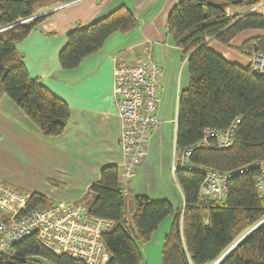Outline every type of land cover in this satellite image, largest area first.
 I'll use <instances>...</instances> for the list:
<instances>
[{
	"label": "trees",
	"instance_id": "1",
	"mask_svg": "<svg viewBox=\"0 0 264 264\" xmlns=\"http://www.w3.org/2000/svg\"><path fill=\"white\" fill-rule=\"evenodd\" d=\"M71 1L0 0V98L6 94L50 137L65 131L69 105L38 78L30 76L16 45L44 20V15L36 16L40 9ZM263 1L180 0L170 10L167 31L183 51L190 76L188 87L179 94L175 134L178 165L174 174L184 205L175 207L170 200H154L142 194L129 198L121 184L119 166H103L99 180L90 186L94 199L87 206L91 215L114 222L103 236L110 253L108 264H141L140 246L148 244L171 215L161 264H210L234 244L240 233L264 219V197L256 189L259 171L237 173L256 161H264V74L252 66L254 53L264 55V34L248 38L239 46L232 44L246 30H264V15L227 12L228 6H254ZM137 26L134 13L122 5L89 25L70 31L59 53L61 67H78L86 57L99 51L111 35L129 33ZM212 42L237 51L247 58L246 63L229 61L212 48ZM238 116L241 121L231 146H199L205 129L226 130ZM183 155L187 156L184 166ZM210 169L235 173L227 180L226 193L220 199L201 196L205 171ZM51 204L53 201L45 195L31 192L28 209ZM40 260L50 264H86L70 255L53 253L37 236L26 237L10 252H0V264H39ZM219 264H264V222Z\"/></svg>",
	"mask_w": 264,
	"mask_h": 264
},
{
	"label": "crops",
	"instance_id": "2",
	"mask_svg": "<svg viewBox=\"0 0 264 264\" xmlns=\"http://www.w3.org/2000/svg\"><path fill=\"white\" fill-rule=\"evenodd\" d=\"M177 2L178 0L71 1L43 14L44 20L24 40L17 43V54L25 63L30 76L38 78L54 94L65 100L70 108L65 131L60 136L50 137L6 94L0 98V136L6 138L4 148L13 146L14 143L13 148L28 150L36 166L42 169L43 179L64 183L66 189L67 185L71 186L68 190L59 191V194L54 186L45 192L34 189L33 192L41 193L53 202L78 203L93 196L89 189L99 180L103 166L121 165L124 159L120 145L122 125L113 94L114 68L118 63L135 64L141 60H149L162 65L158 89L161 99L158 117L161 124L149 138L148 156L137 174L126 184H121L129 198L134 194H142L154 200L167 199L175 207H183V195L175 185L171 155L176 134L179 94L189 83L183 81V51L176 46L167 31L169 11ZM122 5L134 13L138 26L129 33H114L99 51L86 57L78 67L63 69L59 53L67 43V34L89 25ZM48 9L42 8L41 11ZM227 12H256L264 15V1L254 6H228ZM261 34H264V30H246L232 44L239 46L246 39ZM211 46L229 61L242 64V55L237 51L218 42H212ZM163 174L170 182L162 181ZM172 220L173 216L168 217L160 225L163 226L162 229L159 227L154 232L152 240L157 247L163 245ZM144 249L150 256L153 247L148 244ZM156 251L154 249V257L157 258ZM147 264H150V260Z\"/></svg>",
	"mask_w": 264,
	"mask_h": 264
},
{
	"label": "built area",
	"instance_id": "3",
	"mask_svg": "<svg viewBox=\"0 0 264 264\" xmlns=\"http://www.w3.org/2000/svg\"><path fill=\"white\" fill-rule=\"evenodd\" d=\"M66 4H60L53 10ZM252 66L255 71L264 74V55L254 53ZM161 74L162 65L149 60L135 64L118 63L114 68L113 94L122 125L120 145L124 159L119 166L122 181L130 180L137 174L148 156L149 138L160 127L158 111L161 99L158 89ZM240 121L241 118L236 117L226 130L205 129L199 146H231ZM189 154L191 149L187 151ZM181 159L184 166L187 156L183 155ZM177 161L174 139L173 173L177 169ZM251 169L259 171L256 189L259 196L264 197V161H256L237 173ZM233 175L235 173H223L215 169L205 171L201 196L222 198L226 193L227 180ZM30 198L31 192L14 188L0 180V252H10L16 243L26 237L37 236L45 248L57 255H70L86 264L109 263L110 253L103 236L114 225L113 221L91 215L87 204L83 202L55 201L44 208L28 209Z\"/></svg>",
	"mask_w": 264,
	"mask_h": 264
},
{
	"label": "rangeland",
	"instance_id": "4",
	"mask_svg": "<svg viewBox=\"0 0 264 264\" xmlns=\"http://www.w3.org/2000/svg\"><path fill=\"white\" fill-rule=\"evenodd\" d=\"M179 1L180 0H178V2ZM57 6H59V5H57ZM57 6H55V7H57ZM55 7L49 8L47 11H44V12H42L41 11L42 9H40L39 13H37L36 16H38L40 14L43 15L46 12L53 10ZM242 59L243 60H241V63L245 64L247 58L242 55ZM182 65H183V81L189 83L190 76H189V72L187 69L186 62H184ZM11 139H10V141H12ZM169 140L171 143V141H172L171 138H169ZM5 143H6V138H2L0 136V180H2L3 182L5 181V183L8 184L9 186H13L14 188L26 190L29 192H33V189L45 192V191L51 190L54 186L57 189V194H59L60 193L59 191L66 189V185L64 183H60V182H56V181H50V180L47 181V180L43 179L42 169L40 170L36 166L34 159L29 154L28 150L21 148V147L13 148V146H15L14 143H13V146H9L7 148H4ZM15 143H17L18 145L20 144L18 141H15ZM173 150H174V145L172 146V155H171L172 158H173ZM43 168H45V166H43ZM162 181L164 183L170 182V181L166 180V177L164 176V174L162 177ZM127 182H128V180H124L122 183L126 184ZM175 185H176V187H178L179 191L181 192L177 182L175 183ZM164 186H165V184H164ZM68 187H71V186L67 185L66 190H68ZM93 199H94L93 196L90 198L86 197L84 199V201H80L78 203L83 202V203L89 205L93 201ZM126 203L129 207V202L127 200H126ZM171 216H173V215H171ZM259 222L260 223L264 222V219L259 221ZM162 227L163 226H160L159 229H162ZM254 227H255V225L248 228L247 230L243 231L242 233H240V235L236 238L234 244L237 243L240 239H242V237L245 234H247L249 231H251ZM159 233H160V230H159ZM148 244L153 247V251L150 253V256L147 255V253L144 249L145 246ZM148 244L140 246L142 254H143V262L141 264H147V262L149 260H150V264H161V257L160 256H161V252H162L161 249H162L163 245L157 247L154 240H151ZM234 244L232 246H234ZM232 246H230L229 248H231ZM154 249L155 250L157 249V251H156L157 258L154 257ZM158 251H160L159 255H158ZM217 260H215L214 262H212L210 264H216ZM39 264H50V263H47L44 260H40Z\"/></svg>",
	"mask_w": 264,
	"mask_h": 264
},
{
	"label": "water",
	"instance_id": "5",
	"mask_svg": "<svg viewBox=\"0 0 264 264\" xmlns=\"http://www.w3.org/2000/svg\"><path fill=\"white\" fill-rule=\"evenodd\" d=\"M42 15V14H40ZM38 15V16H40ZM260 224V223H259ZM259 224H257L251 231H253L257 226H259ZM251 231H249L247 234H245L242 239L247 236ZM240 239L237 243L234 244V246H232L231 248H229L218 260H217V263L216 264H219L228 254L229 252L242 240Z\"/></svg>",
	"mask_w": 264,
	"mask_h": 264
}]
</instances>
